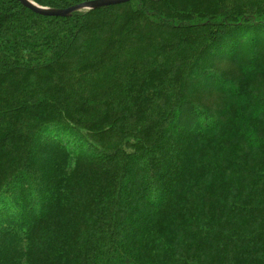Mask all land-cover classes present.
I'll use <instances>...</instances> for the list:
<instances>
[{"label":"trees","instance_id":"trees-1","mask_svg":"<svg viewBox=\"0 0 264 264\" xmlns=\"http://www.w3.org/2000/svg\"><path fill=\"white\" fill-rule=\"evenodd\" d=\"M263 81L264 0H0V264H264Z\"/></svg>","mask_w":264,"mask_h":264},{"label":"water","instance_id":"water-1","mask_svg":"<svg viewBox=\"0 0 264 264\" xmlns=\"http://www.w3.org/2000/svg\"><path fill=\"white\" fill-rule=\"evenodd\" d=\"M131 1L132 0H91L86 2L82 1V3L76 4L74 6L57 10V9L40 7L30 0H18V2H20L23 7L27 8L28 10L32 11L35 14L46 17H60V18H67L76 12L98 10L103 7L117 6Z\"/></svg>","mask_w":264,"mask_h":264},{"label":"rangeland","instance_id":"rangeland-1","mask_svg":"<svg viewBox=\"0 0 264 264\" xmlns=\"http://www.w3.org/2000/svg\"><path fill=\"white\" fill-rule=\"evenodd\" d=\"M221 66V65H220ZM222 67V66H221ZM195 80L198 81L199 84H202L201 81H199V78L195 77ZM204 83V82H203ZM255 86H250V88L258 95L263 96L264 97V81L263 82H256L254 83ZM200 92V91H198ZM197 91H195V93H198ZM201 95V94H199ZM206 100V103H209L211 105V102L213 103V99L211 98V96H209L208 94L203 96ZM1 155V153H0Z\"/></svg>","mask_w":264,"mask_h":264}]
</instances>
